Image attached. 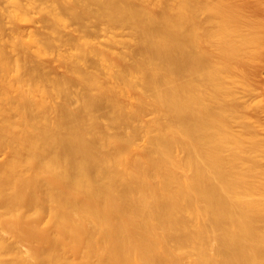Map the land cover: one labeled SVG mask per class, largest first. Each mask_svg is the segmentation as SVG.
Here are the masks:
<instances>
[{"label": "bare ground", "instance_id": "obj_1", "mask_svg": "<svg viewBox=\"0 0 264 264\" xmlns=\"http://www.w3.org/2000/svg\"><path fill=\"white\" fill-rule=\"evenodd\" d=\"M8 1L13 21L38 5L49 33L16 41L19 58L0 39V149L9 154L0 264H264V142L235 93L264 56L254 9L240 0ZM121 30L126 53L116 52ZM33 45L38 55L57 48L70 75L30 65ZM147 114L154 119L140 125ZM141 136L146 148L136 147ZM77 245L81 258H67Z\"/></svg>", "mask_w": 264, "mask_h": 264}, {"label": "rangeland", "instance_id": "obj_2", "mask_svg": "<svg viewBox=\"0 0 264 264\" xmlns=\"http://www.w3.org/2000/svg\"><path fill=\"white\" fill-rule=\"evenodd\" d=\"M235 1L236 2H240L241 1V5H243L244 9H245L244 5L248 4L246 6L247 8L245 10L248 13H250V14L255 12V13H253V15L258 14L257 16L255 15V17H257L258 19H261V24H264V22H263V20H264V0H246V1L245 0H240V1L239 0H235ZM242 1H244V2H242ZM0 3H2V4H0V14H2V16H3V17L0 16V19L2 20L0 22V26L4 25L2 27L4 31H0L1 32L0 33L1 34L0 35V39L2 40V42L1 41L0 42L3 44V46L4 45L6 46L5 48H7V50H8L7 52L11 54L10 56L12 58H19L21 56V54L17 53V51L14 50L15 48H14V45H13L16 41L18 42L19 39H23L22 41L25 40L26 42L27 41L31 42V39H33L32 36L38 35V37L44 38V37H46V34L49 33V32H46L48 30V29L46 30V28H47V27H45L46 24L42 25V24H44L42 22L43 18H44V15L42 14V12H39V9L36 8V6L38 7V5H36V4H39V3H36L35 4L36 6H34L32 8H30L31 6L28 7V5H27L28 10H29V8L31 9V11L29 10L30 12L28 11L30 13V15H29V13H27L26 16L22 20L17 17L13 21V19L11 18V15H12V13L14 11L13 5L10 4L8 0L7 1L6 0L5 1L1 0ZM40 3H41V1H40ZM243 3H245V4H243ZM39 5H41V4H39ZM35 8L37 10H35ZM248 8H249L250 11H252L253 9H254V11H252V13H251L249 10H247ZM258 9H260V10H258ZM40 15L43 17L42 19H41ZM34 21L36 23H34ZM42 26H43V28H42ZM73 27L74 26H72V28L69 27L70 28L69 31H72ZM261 29H262V32H264V27L261 28ZM98 30H99V38L101 37L100 39L98 38L99 39L98 41L102 42L103 44L108 43V41H107L108 40V35H107L108 32L105 29V27L104 26H100L98 28ZM121 31L122 32H119L120 35L116 36V39L118 41L122 42V44H120L118 46L116 52H124V53H126V52L129 51V48L123 44V41H126V40L129 39L130 32H129V30H121ZM67 32H68V29H67ZM101 35H104V36H101ZM12 47H13V49H12ZM36 49L37 48H36L35 45H33V47H31V49H30L31 54L33 55V61L30 62V65H35V63H37V62L38 63L42 62L43 63V67H42L43 68V72L45 74L49 73L50 77H56V76H62V75H70V73L66 72V70L63 67V64L60 61V59H58L59 56L57 55L58 54L57 53L58 52L57 48H53L50 51L48 50L49 52H47L45 55H38L36 53ZM262 58H264V56ZM262 58L260 60H258L257 62H255L256 64L253 63L254 65L253 64H249L252 67L251 66H246V67H248L247 68L248 76H249V72H250V74L251 73L254 74V76L252 74H251L252 76L251 75L249 76V79L251 78L249 80V83H251L250 86L252 88L250 89V86H249V88H246V86L243 85L245 87L244 88L242 86V84H239V83L235 84L237 87L236 86H234V87H236L235 93L237 92L236 93V99L238 98L237 100H239L237 102L240 105V107L242 109H244V110H242V112L244 111L245 114H246V118H247L246 121L250 125L253 126V128L255 129V131H256V133L258 135V138L262 142H264V59H262ZM127 59H129V58H127ZM131 60H132V58L129 59V61H131ZM250 67H251V69H250ZM15 77H16L15 74H11L10 76H8L7 80L10 81V82H13L15 80ZM78 90H79V88H77V87L73 88V92H74L73 96L74 97H75V93H77ZM11 95L14 96V95H16V93L13 92ZM35 98L36 99H40V95L37 94L35 96ZM46 99H47V101L49 103H51L53 105H60V104L63 103V100L61 98L48 97ZM241 105H243V107ZM244 106H245V108H244ZM153 119H154V116L152 114H147V115L144 116V118L139 123L142 126H146ZM103 122H104V124H108V121L106 119H103ZM234 130H236L238 132H241V131H243V127L240 126L239 124H235L234 125ZM111 131L113 133H115L118 130L112 129ZM140 138H141L140 140L138 138H136V139H138V141L135 140L136 147L137 148H146L147 144H146L145 140L142 138V136ZM263 153H264V145H263L262 150H261L262 156L260 158L262 166H264ZM8 157H9L8 151L6 149H4V148H1L0 149V163L4 162L6 159H8ZM43 221H44V218H43ZM44 223L45 222L42 223L43 224L42 226L40 225L41 228L44 226ZM39 224H41V222ZM40 230L42 231V233L44 232L43 229H40ZM41 231H39V232L41 233ZM42 233H41L40 236L43 238V237H45V234L43 236ZM40 236L38 237L39 239H41ZM39 239H38V241H39ZM42 240L43 239H41L40 242ZM44 243H46V242L44 241ZM22 244H24V243H22ZM24 245H23V248L25 249ZM80 245H82V243H80ZM73 247H72V250H71V248H69V249L67 248V250L65 251L66 257L70 258V259H79V258H81V255H82L81 251H83V249H82L83 245H82V247L80 246V248L82 249L81 251L77 248L78 245L75 246V248L78 249L79 251H77L76 249L74 251ZM190 261L191 260L189 258H187L186 259V264H190Z\"/></svg>", "mask_w": 264, "mask_h": 264}]
</instances>
